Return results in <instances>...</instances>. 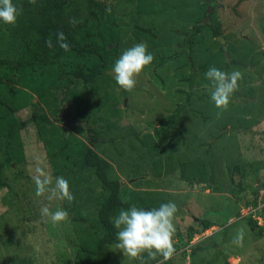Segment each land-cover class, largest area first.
I'll list each match as a JSON object with an SVG mask.
<instances>
[{
	"label": "rangeland",
	"instance_id": "1",
	"mask_svg": "<svg viewBox=\"0 0 264 264\" xmlns=\"http://www.w3.org/2000/svg\"><path fill=\"white\" fill-rule=\"evenodd\" d=\"M102 1L111 10L99 27L89 25L77 36L81 44L97 47L107 63L90 89L72 80L74 71L89 72L99 63L93 54L69 52L46 77L22 69L13 78L0 69V100L6 103L0 104L1 139L12 123L26 124L9 151L0 142V264L93 260L81 248L91 249L101 236L91 227L90 210L101 195L99 184L91 177L74 181V190L88 192L82 191L86 201L69 204L37 197L33 180L37 167L53 183L55 172L71 174L84 147L111 165L110 177L135 205H177L175 253L166 264H264V0ZM193 27L200 33L188 58L182 39ZM141 42L154 60L127 92L113 67ZM210 67L243 74L219 118L207 87ZM34 111L46 114L50 124L39 130L29 122ZM194 160L203 162L209 186L179 177L180 166ZM45 205L66 210L68 221L54 225L42 217ZM199 219L214 225L189 239L188 228H196ZM242 226L245 236L237 246L232 241ZM110 250L106 264H139L116 246Z\"/></svg>",
	"mask_w": 264,
	"mask_h": 264
},
{
	"label": "trees",
	"instance_id": "2",
	"mask_svg": "<svg viewBox=\"0 0 264 264\" xmlns=\"http://www.w3.org/2000/svg\"><path fill=\"white\" fill-rule=\"evenodd\" d=\"M13 3L17 7L23 8V14L18 17L16 26L7 25L0 21V69L6 70L13 78L20 76L22 69H28L30 74L36 77H46L51 73H55L61 59L69 52H73L78 56L85 53L93 54L97 56L99 63L92 66L89 72L74 71L72 80L80 81L86 89H90L97 77L103 74L107 63L97 47L91 44L88 46L81 44L77 36L89 25L99 27L100 19L104 16V13L111 10L110 5L105 4L102 0H38L37 5L29 3V0H13ZM71 17L81 21L75 28L68 23ZM61 30L67 37V42L70 45L69 51H64L56 43V34ZM211 31L213 32L214 29ZM199 33V28L193 27L184 34L182 49L186 50L188 58H190V51L198 44ZM49 39L53 43L51 48L46 44ZM103 50L105 52V49ZM56 76L58 77V74ZM0 104L5 106L6 103L0 100ZM29 122L39 127V130L42 124H50L46 114L36 111L30 116ZM25 125L23 121L11 124L10 129L2 138L6 142L5 151H9L11 140L15 137L14 134ZM87 133L90 135L89 128ZM2 139L0 137V142ZM62 149L64 150V147ZM55 155V152L52 153L50 160L54 159ZM6 163L8 166L11 165L8 157ZM73 167L69 175L55 172L53 176L54 178L63 176L68 180L70 190L75 197L74 200L80 198L81 201H86L82 197V191L88 192L81 189L80 194L77 190H74L73 185L75 182L80 183L89 180L91 177L99 184L101 195L98 199H94L95 202H92L93 206L90 210L94 217V224L91 227L95 233L100 232L101 236L95 239L91 249H81L93 258L90 264H106L110 258L111 247L116 246L118 243V230L114 227L113 218L121 209H128L135 204L131 200H128L127 203L122 201L121 198L125 197L126 193L123 191L121 182L110 177L111 165L90 147H84ZM82 171L88 174L84 176L81 174ZM179 174L181 180L188 182L190 185L209 186L211 183V180H208L210 178H206L205 167L201 160L182 164ZM93 192L94 190L90 191L91 194ZM137 207L146 210L158 208L151 204H140ZM78 221L80 223L85 222L81 218ZM247 222L251 227L256 225V221L251 218ZM196 225V228L189 226V239L196 233H203L210 229L214 223L206 219H199ZM152 261H148V264ZM21 263L29 264L25 261Z\"/></svg>",
	"mask_w": 264,
	"mask_h": 264
},
{
	"label": "clouds",
	"instance_id": "3",
	"mask_svg": "<svg viewBox=\"0 0 264 264\" xmlns=\"http://www.w3.org/2000/svg\"><path fill=\"white\" fill-rule=\"evenodd\" d=\"M29 3L37 5L38 0H29ZM22 14L23 8L17 7L13 0H0V21L3 23L16 26L18 17ZM68 23L75 28L81 21L71 17ZM56 43L64 51L70 50L67 37L62 30L56 34ZM46 44L50 48L53 47L51 39L46 41ZM153 60L154 56L148 52L145 43H138L125 50L113 67L114 79L119 87L132 92L137 85V78L152 64ZM206 78L210 82L207 87L211 100L220 110L217 113L219 118L224 111H227L230 98L239 90L238 82L243 79V74L239 70L228 73L216 67H210L206 72ZM33 180L37 197H46L49 201L66 200L69 204L75 199L68 180L63 176L56 177L53 183V178L44 169L37 167ZM121 199L125 203L128 201L127 197ZM177 210V205L171 201L161 204L158 208L147 210L135 205L128 209H121L113 221L114 227L119 230L116 248L124 256L139 261V264H148V261L155 260L158 256L163 258L160 264H166L175 253L173 237L176 232L174 218ZM41 215L50 218L54 225L68 221L66 210L59 209L53 212L47 205L41 208ZM244 236L245 229L242 226L236 231L232 243L242 246Z\"/></svg>",
	"mask_w": 264,
	"mask_h": 264
},
{
	"label": "built area",
	"instance_id": "4",
	"mask_svg": "<svg viewBox=\"0 0 264 264\" xmlns=\"http://www.w3.org/2000/svg\"><path fill=\"white\" fill-rule=\"evenodd\" d=\"M246 212H249V209L247 208V211ZM251 215V214H250ZM255 219V218H254Z\"/></svg>",
	"mask_w": 264,
	"mask_h": 264
}]
</instances>
